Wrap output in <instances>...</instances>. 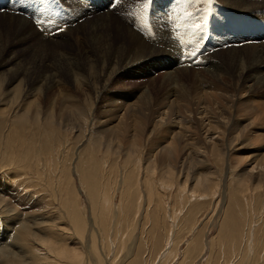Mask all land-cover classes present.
I'll return each instance as SVG.
<instances>
[{
	"label": "bare ground",
	"instance_id": "bare-ground-1",
	"mask_svg": "<svg viewBox=\"0 0 264 264\" xmlns=\"http://www.w3.org/2000/svg\"><path fill=\"white\" fill-rule=\"evenodd\" d=\"M64 1L72 8L65 9L64 18L69 17L70 19L64 22L68 24L64 32L79 31L81 27H88L90 35L95 33L101 35L100 33H102L99 41L103 45L100 48L108 51V55L106 51L101 53L102 61L91 58L90 61L84 64L86 66L79 68L83 69L82 72L69 67V72L75 78L77 84L82 85L85 80H95L99 77L104 79L108 76V73L117 75L123 67L132 66L134 62L146 58H164L171 66L175 65L176 67V71L169 72L165 76L164 84L169 83L170 87L164 96H156L154 94L156 90H150V88L149 90H142L138 93L139 95L134 92L119 94L118 100L112 105L109 104L108 110L113 113L114 118L95 116L93 101L87 104L89 106L75 101H67V104L61 109L63 112H60L59 115L56 114L55 109L44 110L37 104L34 112H32L33 114L29 112V109L19 111L20 122L29 123L34 121L37 124L36 126H41L44 122L47 127H57L59 130L64 129L71 132L75 129L83 132L85 131L84 128H88L90 131V137L88 138L93 139L100 146L99 149L103 154L104 161L100 163V169L105 176L109 173L106 174L105 172L108 169L105 158L108 161L110 156H122L126 162H133L129 168L119 167L120 177L117 179L118 183L114 188L121 192L126 202H123V199L115 202L114 194L107 190V186L112 185V183H110L111 185L108 184L111 177L108 178V182L104 181L103 183L90 180L91 182L87 186L93 201V211L91 210L93 219L91 222L88 221V231L94 236L92 248L97 243L95 235L99 236L98 262L115 264L121 256V259H119L120 264H127V261L131 258L134 244L126 242L127 233L125 230L128 229L123 228L126 224L123 223L128 221L127 224L130 225V222L139 216L149 221L148 216L151 214L149 211L156 200H158V205H156L159 209L156 223L163 222L162 220L167 217L175 223L184 215L185 219L192 218L196 207L209 205L210 201L211 203L214 202L211 213L215 212L220 203L218 198L221 197L216 195L218 189L214 186V182L212 185L211 181L213 179L208 176L209 172L203 174L202 171L196 177H191L194 168L192 169L191 165L186 166V164L180 162L181 155L186 153L189 158H192V161L198 162L200 165L201 163L206 165L209 156L214 159L232 160L233 163H238L239 166L249 162L248 165L251 168L244 167L243 171L237 174L238 184L241 183L242 185L238 194L233 193L232 190L228 195L226 194L229 200H226L224 206L230 204L229 209L241 206L245 211L246 224L240 246L236 250V245L233 242L231 243L232 246L229 245L232 257L225 260L224 264H244L246 263L244 261H247L248 264H264V254L262 255V253H258L259 259L257 262L256 260L253 263L249 262V258L251 255L256 254V249L259 247L262 237H264V235L255 233V231L257 233L264 232V228L260 226L262 222L264 223V153L256 154L259 148L261 150L264 148V131L259 129V126L264 127V42H253V40L259 38L264 40V27L257 29V37L255 38L237 37L233 42L227 39L228 46H225V43L220 44L223 49L227 48L225 52L207 51L202 52L199 56L197 52L195 57H189V59L185 56L187 52L180 50L174 39L175 36L171 32L176 28L177 30L181 28L186 37H198L196 32L199 31L189 32L186 25L187 21L178 23L181 24L179 28V26L173 25L176 22L170 23L169 19L167 22L163 19L157 22L156 36L149 37L142 34L137 28L139 20L130 13L137 8L138 4L145 3V0H123V2L127 1L128 4H131L124 10H113V8L110 10V6L108 7L105 4L106 0H95L92 10L96 13V17L93 19L89 18L90 13L88 10L79 7L80 1ZM212 1L214 2V0ZM217 1L226 9L237 12L236 15H238L240 23L248 20L247 17L240 18L241 15L255 17V13H260L258 0ZM153 2L166 4L168 8H172L174 5L171 0H156ZM193 3L199 7L194 10L199 11L201 9L205 12L208 9V6L202 0H195ZM15 6L17 7L18 4H15ZM213 6H215L214 3ZM16 7L7 6L8 10L4 12L10 14L9 16L16 20L18 28L25 30L26 27H30L29 33L24 31L26 34H36V31L33 30L34 27L31 26V17L26 12H17ZM205 13L207 14V11ZM167 14L170 15L169 12ZM54 17L58 19L60 14L55 12ZM258 17V19H263L261 24L264 25V17ZM81 18L83 20L79 22ZM39 27L40 32L36 35L44 40H48V38L54 40L56 35H64V32L52 34L62 25L53 28ZM112 27L119 36V40L114 44L112 43L114 38L109 34ZM104 34L107 36L105 37ZM216 34L218 35L219 32ZM194 40L196 41V39ZM184 48L188 49V52L193 50L192 46ZM106 56L108 57L106 58ZM185 58L188 59L186 62L182 60ZM99 61L104 64L100 73L99 69H94ZM190 63L194 66H191ZM197 64L204 66V70H198ZM189 70L193 71L192 79L187 78L186 72H189ZM54 76L55 74L50 76L51 80L47 76L44 77L52 82ZM45 79L44 81H46ZM183 79L190 80L191 86L188 89L185 87ZM39 80L42 81V79ZM65 113H69L67 117H65ZM251 114L252 116H250ZM198 120L204 128L202 135L198 132L196 134L193 125ZM239 126L243 129H239ZM130 128L134 132L130 136L128 145L124 146V137L127 129ZM252 129L254 133L251 132L250 134L249 131H252ZM242 139L246 140V143L251 141L258 142L260 145L254 147V151H249L252 148L243 144ZM145 143H150V147H143ZM236 146L238 148H235ZM115 160L119 161L118 158H115ZM40 164L41 162L36 165L39 166ZM44 165V169L41 170L47 171L45 173L47 175H52L49 171L52 164L44 163ZM37 168L40 170V166ZM207 168L210 171L208 165ZM95 174L99 175L96 172ZM177 178L182 179L176 188V200L179 207L168 208V196L170 197L173 194V187L177 185L175 184ZM113 183L115 186V182ZM131 185L135 189L131 188ZM143 185L146 187L144 188ZM100 186H102L101 189H99ZM11 191L12 189L7 190L4 186L0 187V201L4 199L1 193L10 194ZM215 195L218 198H215ZM76 201L66 202L69 207V216L71 215L69 219L76 229L83 233L88 222H86L81 207ZM15 210L16 208L12 206L0 203V216L8 218V229H10V232L7 229L6 231H0V264H92L94 262L91 259L86 261L84 247L78 245L82 242L77 241L74 246H68L67 241L72 233H67L70 228L66 223L61 222L63 216L52 217L53 223L51 226H37L45 234L39 236L34 231L33 225H41L42 223L31 224L25 220H20ZM254 212H257V216H254ZM25 214L28 215V212ZM42 218L44 219V217ZM48 221L46 220V222ZM229 221L234 226L232 235L235 240V235H239L236 228V222L238 221L231 217L227 221L228 224ZM98 226L101 227L98 228ZM259 226L260 228H258ZM164 242L159 256L157 255L158 260L155 259L150 263L146 261V264H168L170 262L168 258H172L171 261H176L177 264L185 263V259L177 261L178 251L172 249L178 246L174 229L167 231ZM194 247L195 243L191 239L187 243L186 255L193 251ZM172 262L169 264H172ZM210 262L208 261L206 264H210ZM131 263L138 264L136 259Z\"/></svg>",
	"mask_w": 264,
	"mask_h": 264
},
{
	"label": "rangeland",
	"instance_id": "rangeland-1",
	"mask_svg": "<svg viewBox=\"0 0 264 264\" xmlns=\"http://www.w3.org/2000/svg\"><path fill=\"white\" fill-rule=\"evenodd\" d=\"M76 1L79 2L78 0ZM122 2H119L118 8L116 7L117 9L110 7V10H112V8L113 10H124L129 7L128 5H131L128 4L127 1ZM213 3L216 6L215 1H212L210 3L211 5L206 4L208 6L207 14L210 12ZM111 4L112 3L108 2V7ZM258 4L260 5L258 9L260 13H255V17H264V0H258ZM88 12L90 13V19L96 17V13L92 9H88ZM9 15L10 14L4 11L0 12V187L4 186L7 190L12 189V191L10 194L1 193L4 199H2L0 203L16 208L15 211L18 213H15L16 215L18 214L17 216L20 220H25L31 224L42 223L41 225H33L34 231H36L39 236L45 234L41 232L37 226H51L55 216H63L61 217V222L66 223L70 228L67 233H72L68 239L70 243L67 241L68 246H74L77 241H80V243L82 242V244L78 245L84 247L87 257L86 261L91 259L94 261L92 264H102L98 262L97 254L99 253L97 252V250H99V236L95 235L97 243L96 246L92 248L94 236L88 231V221L90 220L91 222L93 219L91 215L93 201L87 186L90 184V180H94L96 183L97 181L103 183L104 181L108 182V178L111 177L108 184L112 183V185L110 184L111 186H107V190L114 194L115 202H119L121 199H123V202H126L121 192L114 188L117 186V179L120 177L119 167L129 168L132 166L131 163L133 162H126L122 156H110L108 161L107 158H105L108 169L104 171L106 174L109 172V175L107 174L105 176V174L101 173L102 170L100 169V163L104 161L103 154L99 149L100 146L96 144L93 139L91 140L88 138L90 137L88 128H84L85 131H83V133L76 129L71 132L64 129L59 130L57 127H47L44 122L42 125L40 124L41 126H36L37 124L34 121H31L32 123L20 122L19 114L24 109H29L31 113L34 112L37 104L44 110L53 108L56 114L59 115L60 112H63L61 109L67 104V101H75L85 104L86 106H89L87 104L93 101L95 116H106L110 118L114 115L108 110L110 107L109 104H114L121 93L127 94L134 92L139 95L138 93L142 90H149L150 88V90H156L154 93L156 96H164L165 92L170 87L169 83L164 84L165 76L169 72L176 71V67L175 65L171 66L164 58H146L134 62L132 66L123 67L117 75L108 73V76L104 79L99 77L95 80H85L82 85L77 84V81L69 72V67L82 72L83 69L79 68L86 66L84 64L90 61L91 58H97L102 61L101 53L106 51L100 48L103 45L99 41V37L102 36V33H100L101 35H99V33L90 35L88 27H81L79 31L73 30L68 32L69 34L64 32V35H56L54 40H50L51 38L44 40L36 35L40 32V27L38 28L35 25L32 18L31 26L32 28L34 27L33 30L36 31V34H26L24 31L29 33L30 27H26L25 30L18 28L16 20ZM82 20L83 18H81L79 22ZM120 22L123 23L121 20ZM111 29L112 31H110L109 34L114 38L112 41L114 44L119 40V36L117 35V31H114V27ZM198 30L199 28H197V31ZM196 34L199 37L200 33L196 32ZM104 35L105 37L107 36L106 34ZM185 38L189 40L190 37H186L185 35ZM192 40L196 42L194 39ZM254 41L264 42L261 38L253 40V42ZM225 51H227L226 47L224 49H217V53ZM106 54L108 55V51H106ZM221 55L220 57H222ZM107 57L108 56H106V58ZM100 61L94 68L95 70L99 69V73L102 65H104L100 63ZM190 65L192 66L193 64L190 63ZM196 66L199 67L198 70H204V66L200 64ZM192 72V70L186 72V75H188L187 78L192 79ZM52 74H55V76L54 80L51 82L50 76ZM44 76H47L50 80L45 79ZM39 79H42V81ZM44 79L46 81H44ZM183 81L185 87L188 89L191 86L190 80L183 79ZM67 114H64L65 117L68 116ZM250 116H252V114ZM193 125L196 134L197 132L201 135L204 133V128L199 120L194 122ZM131 128L126 131L124 146L128 145L130 136L134 132V128ZM239 129L243 128L239 126ZM259 129L260 131H264L263 126H259ZM251 132L254 133L253 129L249 131L250 134ZM199 137L201 138V136ZM245 141L246 140L242 139L241 142L252 148L249 151H254L253 148L260 145L258 142L247 141L246 143ZM149 144L145 143L143 147L148 148L150 147ZM238 146L235 148H238ZM228 149L230 148L228 147ZM259 153H264V148L263 150L259 148V151H256V154ZM115 158H118L119 161L115 160ZM42 159L43 161H41ZM191 159L192 158H189L185 153L181 155L180 162H183L186 166L191 165L192 169L194 168V172L191 173L192 178L196 177L197 174L202 171L203 174H208L209 172L208 176L213 179L211 181L212 185L214 182V186L218 189V194L216 195L218 197L221 196L218 198L215 195V198L220 200V205L218 204L215 212L211 213L214 202L211 203L210 201L209 205L196 207L194 209V217L192 218L185 219L184 215L175 223V221L167 217L162 220L163 222L156 223L157 213L159 211L157 206L158 200H156L149 211L151 213L149 214L150 216H148L149 221L139 216L138 218L133 217L135 221L132 219L133 221L130 222V225L127 224L128 221L123 223H126L123 228L125 227V229H128H124L127 233L126 242L134 244L131 258L127 261V264H132L131 262L134 261V259L137 260L138 264H146V261L150 263L157 259V255L159 256L164 246L167 231H172L173 229L178 248L175 246L172 249L173 251H178L176 258L178 262L185 259V263L183 264H206L208 261H211L210 264H224L225 260H229L232 257L229 245H236V250L237 247L240 246L246 224L244 219L245 211L241 206L229 209L230 204L228 206L227 204L224 206V204L227 202V199L229 200L226 194L228 195L230 190L238 194L242 185L241 183L238 184L237 174L240 173V171L242 172L244 167H249L248 169H250L251 166L248 165L249 162L239 166L238 163H233L232 160L214 159L209 156L206 160L207 164L201 163L200 165V163L192 161ZM40 162L39 170L37 168L39 166L36 164ZM42 163L43 165L44 163L52 164V166H50L51 169H49L52 175H47L45 174L47 171L44 172L41 170L44 169ZM207 165L210 167V171ZM44 167L46 166L44 165ZM95 172L99 175H96ZM106 178L107 180H105ZM181 180V178L176 179L175 184L177 185L173 187L174 192L170 197L168 196V208L175 206L179 207L176 200V188ZM113 182H115V186ZM237 186L239 187L238 189ZM101 187L102 186H100L99 189H101ZM143 187L145 188L146 186L143 185ZM131 188H133L132 185ZM133 189H135V187ZM70 197L73 199H70ZM73 200H77L76 202L80 205L82 213L87 220L86 222H88L85 225L83 233L78 231L69 219L71 215L69 216V207L66 202H73ZM126 209L127 207L125 210ZM27 212L28 215L25 214ZM254 213V216H257V212ZM42 217H44V219ZM230 217L238 221L236 222V228L237 231H239V235H235V240L232 235L234 226L231 225L232 223L230 224V221L229 224L227 222ZM46 220L49 221L46 222ZM44 221L47 224H45ZM260 226L264 228V223L262 222ZM260 226L258 228H260ZM8 227V218L0 216V231H6L7 229L10 232ZM99 227L101 226H98V228ZM260 232L257 233L255 231L256 234H261L263 236L264 232ZM191 239L195 243V247L193 251H190L188 255H186L187 253L185 250L187 248V243ZM232 242L233 244L231 245ZM258 253L264 254V237H262L261 243L256 249V254L253 256L251 255L249 258L250 263H253L254 260H256V262L258 261ZM119 257V259H121V256ZM119 259L115 264H120ZM168 260L170 261L169 263L172 262V258H168ZM175 262L173 261L172 264H177ZM244 262H246L244 264H248L247 261Z\"/></svg>",
	"mask_w": 264,
	"mask_h": 264
},
{
	"label": "snow or ice",
	"instance_id": "snow-or-ice-1",
	"mask_svg": "<svg viewBox=\"0 0 264 264\" xmlns=\"http://www.w3.org/2000/svg\"><path fill=\"white\" fill-rule=\"evenodd\" d=\"M21 2L26 3L28 6L35 8L37 10V12H39L40 9L48 10L50 8L55 7L54 0H31L30 3H29V0H21ZM118 2H119V0H116V3H118ZM188 2H195V0H188ZM202 2L205 4H210L211 0H202ZM110 7H114V4L110 5ZM148 7H149V0H145V3H143L142 5L138 4L137 8L133 12L130 13V15L137 17V19L140 22V26L144 29L148 28V17H147V12H146ZM0 10H2V9H0ZM206 11L207 10H205V12ZM42 16H43V13L41 14V16H36L34 18V22L36 23L38 28L40 25L45 24V23H47L49 25L56 23V21L54 19H51V18L48 19L47 21H45L44 19L41 18ZM201 20L206 23V16H202ZM202 26H203L202 24H195V25H192V28L196 29V28H201ZM65 30L66 29L64 27H58L56 29V32L59 33V32L65 31ZM198 51H199V44L196 43L193 50L185 53V56L186 57H195L197 55Z\"/></svg>",
	"mask_w": 264,
	"mask_h": 264
}]
</instances>
